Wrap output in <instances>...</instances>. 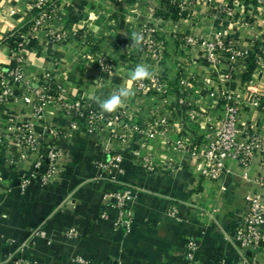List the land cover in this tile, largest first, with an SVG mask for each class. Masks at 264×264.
Here are the masks:
<instances>
[{
	"label": "crops",
	"instance_id": "1",
	"mask_svg": "<svg viewBox=\"0 0 264 264\" xmlns=\"http://www.w3.org/2000/svg\"><path fill=\"white\" fill-rule=\"evenodd\" d=\"M32 4L0 0V90L5 82L12 91L10 100L0 104V264L20 259L28 264H75L77 257L90 264L236 261L235 228L246 211V197L259 189L261 159L247 167L226 159V172L217 182L203 174L200 160L178 151L174 141L182 138L198 145L207 140L224 110V94L244 99L241 123L264 136V5L196 0L183 7L184 17L174 20L156 15L157 1L58 0L53 25L64 38L56 41L44 31L31 35L27 29ZM133 32L144 35L142 47H129ZM219 34L256 55L252 70L247 57L232 63L222 54L213 62L204 47H184L178 39L190 35L211 40ZM152 39L162 45L161 61L150 54ZM19 43H24V71L32 89L49 73L69 102L81 101L106 115L120 113L122 124L107 123L98 132L81 124L69 134L74 112L56 102H48L36 116L32 102L24 98L30 89L2 75ZM137 64L150 66L152 77L167 79L170 93L140 92L132 82L135 94L125 106L103 112L91 97L103 99L126 86ZM156 115L170 122L166 131L148 139L132 130L121 140L124 124L143 127ZM25 125L42 134L47 145L55 143L65 151L58 175L48 184L38 179L23 184L34 171L33 157L23 156L18 137ZM120 152L122 173L100 166ZM145 155L156 162L155 170L141 166ZM125 188L134 189L135 196L119 207L111 196ZM120 216L130 224L116 225ZM40 230L45 234L37 237ZM190 242L197 246L192 257ZM246 256L264 264V244Z\"/></svg>",
	"mask_w": 264,
	"mask_h": 264
},
{
	"label": "built area",
	"instance_id": "2",
	"mask_svg": "<svg viewBox=\"0 0 264 264\" xmlns=\"http://www.w3.org/2000/svg\"><path fill=\"white\" fill-rule=\"evenodd\" d=\"M32 5L33 9L37 10V13L31 15L27 21V29L31 35L44 31L50 39L61 41L64 38V34L57 31L53 25L57 14L58 0H33ZM178 39L184 47H204L213 62H216L222 54L226 55L232 63L240 59H246L248 56V50L226 42L223 34H219L211 40L198 39L190 35H183L178 37ZM18 45L19 47L13 49L11 54V61L15 62V66L4 70L2 75H7L13 83L24 84L27 89H30L24 98L32 102L33 111L36 116H41L48 102H56L74 112V119L68 129L69 134H73L79 130L80 121L90 132L100 131L107 123L122 124L125 118L120 113L106 115L89 104H83L81 101L69 102L62 85L49 73H44L37 87L32 89V85L27 81L24 71V55L22 50L24 43H19ZM261 49L264 52V48ZM149 51L156 60L161 61L163 59V48L159 41L150 40ZM103 66L104 69L111 70L108 64H103ZM3 85L4 87L0 90V104L7 103L12 95L10 87L5 82H3ZM135 87L140 92L154 90L164 96L168 95L172 89V85L167 79L156 76L142 82H135ZM223 98L225 100L224 110L217 123L210 128L207 140L194 145L187 139L179 138L174 141V144L178 151L182 153L188 152L193 158L200 160L204 165L203 174L217 182L222 180L226 172V159H233L244 167L249 166L257 157L261 159L262 169L256 179L259 189L246 197V211L241 215L235 228L239 257L236 261L227 263L259 264L255 258L249 260L246 254L248 251H258L264 244V136L260 133L249 131L248 127L241 123L240 116L245 107V101L242 97L224 94ZM254 102L259 104L258 99H255ZM189 116L194 118L195 112L190 110ZM169 126L170 122L162 115L154 116L143 127H130V125L124 124L123 128L125 132L122 133L121 140L125 141L127 134L132 130L145 135L148 139H152L157 134L166 131ZM18 137L23 156H31L34 161V171L30 176L24 177L23 184L27 185L36 179L43 184L50 183L59 173L65 151L55 143L48 145L44 143L43 135L36 133L31 125H25L20 130ZM3 140L4 129L0 126V150ZM123 158L124 153L120 152L114 155L110 161L100 166L113 174L122 173L123 170L120 163L123 161ZM173 162H170L169 166H172ZM140 164L147 171H153L157 167L156 162L150 155L141 157ZM110 178L114 179V176L112 175ZM134 196V189L125 188L123 191L113 194L111 199H114L117 206L123 207L126 203L132 201ZM177 213V208L174 207L172 214L176 215ZM103 217H106V215L104 214ZM115 224L118 226L121 224L128 226L130 222L123 220L120 216ZM44 234L43 230L36 231L35 233L37 237ZM196 247L195 242L189 243V257L193 256ZM16 263L28 264L23 259H20ZM74 263L90 264L81 257L75 258Z\"/></svg>",
	"mask_w": 264,
	"mask_h": 264
},
{
	"label": "clouds",
	"instance_id": "3",
	"mask_svg": "<svg viewBox=\"0 0 264 264\" xmlns=\"http://www.w3.org/2000/svg\"><path fill=\"white\" fill-rule=\"evenodd\" d=\"M144 35L141 32H133L130 35V46L134 48H140L144 42ZM153 71L150 70V66L146 64H137L134 69L129 73V82L126 86H121L113 91L106 98H100L98 96H92L91 98L98 104L99 108L106 113L116 112L125 106L127 100L134 96V91L131 87L132 82H142L147 79H151Z\"/></svg>",
	"mask_w": 264,
	"mask_h": 264
},
{
	"label": "trees",
	"instance_id": "4",
	"mask_svg": "<svg viewBox=\"0 0 264 264\" xmlns=\"http://www.w3.org/2000/svg\"><path fill=\"white\" fill-rule=\"evenodd\" d=\"M127 2H136L137 0H126ZM252 3H259L257 0H248ZM37 13L36 9H33L32 15ZM156 15L162 19H179L180 17H184L186 15L185 11L181 9L179 4L173 0H162L161 4L156 8ZM19 47L18 44L13 46V49H17ZM247 60L250 62L251 70L255 65L256 55L253 53H248ZM15 66V62L11 61V63L5 67V70H8ZM80 124L82 122L80 121Z\"/></svg>",
	"mask_w": 264,
	"mask_h": 264
},
{
	"label": "rangeland",
	"instance_id": "5",
	"mask_svg": "<svg viewBox=\"0 0 264 264\" xmlns=\"http://www.w3.org/2000/svg\"><path fill=\"white\" fill-rule=\"evenodd\" d=\"M150 1H151V2H152V1H157L159 5H160L161 2H162V0H150ZM173 1H176V2L179 4V6L181 7V9L183 10V7L186 6V4H189L190 2H194V1H196V0H173ZM159 5H158V6H159ZM183 11H184V10H183Z\"/></svg>",
	"mask_w": 264,
	"mask_h": 264
},
{
	"label": "water",
	"instance_id": "6",
	"mask_svg": "<svg viewBox=\"0 0 264 264\" xmlns=\"http://www.w3.org/2000/svg\"><path fill=\"white\" fill-rule=\"evenodd\" d=\"M259 3H261L262 5H264V0H257Z\"/></svg>",
	"mask_w": 264,
	"mask_h": 264
}]
</instances>
